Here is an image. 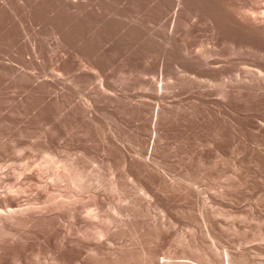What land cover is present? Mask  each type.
<instances>
[{
    "label": "rangeland",
    "instance_id": "1",
    "mask_svg": "<svg viewBox=\"0 0 264 264\" xmlns=\"http://www.w3.org/2000/svg\"><path fill=\"white\" fill-rule=\"evenodd\" d=\"M0 1L1 200L16 189H24L19 195V208L44 207L47 205L45 193L48 191L55 199L54 203L71 200L67 194L73 190L67 192L65 182H60V185L57 181L53 182L55 167L52 163L55 156L63 163L65 160L69 162L70 159H77L78 163L84 164L85 170H89L86 172L93 179V187L70 192L74 198L80 195L85 202L100 191L98 194L106 201H103L102 214L108 218L120 217L125 220L128 214V218H132V215L140 211L131 222L132 228L126 227L120 231L118 244L132 245L136 250L139 247H135V242L137 244L138 238L142 237L143 245L149 253L172 252L179 258V262L190 260L191 264H222V257L218 255L226 257L228 254L233 264H264V92L253 88H244V91L242 88L235 95L226 98L221 96V91L225 88L230 90V82H237L235 79H238V74L243 76L244 68L252 62V55H245L246 52L241 51L242 42L235 41L233 33H230L232 24L229 26L228 21L220 19L222 29L215 30L203 16L198 27L188 32L181 24V40L170 44L161 35L171 30L172 22L165 23V16L160 22L156 12H162V0H128L130 9L126 6V14L122 9L127 0H113L118 2L116 6L120 4V7H114L112 2L109 4L115 13L139 16L141 22L128 30L123 29L124 22L119 19L124 17L119 18L120 14L118 20L94 21L90 13L86 12L83 23L75 7L77 4H73L77 0ZM173 1L164 0L171 8L167 12L171 15L177 6H174L176 1ZM252 1L237 2H248V6L256 11L264 5V0ZM227 2L230 5L236 0H230V4ZM135 9L141 11V17ZM168 14L169 18L171 15ZM141 18L144 19V25ZM153 22H157V25ZM141 23L146 28H139ZM223 25L226 29H223ZM152 26L160 34L154 32ZM189 44L195 50L203 46L205 50L217 51L221 60H232V64L223 63V70L215 74L217 80L214 88V84L208 82L212 79L209 74L199 76L190 70L187 72L186 65L179 61L182 51ZM87 63L94 68H86L84 65ZM178 63H181V68ZM233 75L236 77L233 78ZM58 77L61 80H55ZM222 82L227 83L225 87H219ZM52 85L54 89L50 88ZM200 87L208 89L202 90ZM103 91L106 95H113L112 100L116 99V103L112 105L109 99V103L104 101ZM102 95L104 97L101 99ZM120 98L124 102L133 100L129 101L132 105L138 101L136 105L140 109H136V105L130 106L129 102L125 105ZM81 99L96 105L98 112L94 119L89 115L88 118L87 113L85 115L86 111L79 103ZM157 108L164 111L159 129H162L166 138L156 155L161 162L163 160L171 175L182 178L184 184L171 189L166 183H161L162 179L158 180L159 175L150 173L151 177L154 176L150 179L156 178L164 191L162 201L153 203V206L157 204L160 208L148 209V201L139 199L137 206L133 205V211H130V196L135 193L140 198V194L137 195L139 192L134 191V186L131 188L132 183L127 181L126 175L131 174L137 183L145 186L150 183L149 177L138 175L139 164L124 167L123 153L120 154L122 151L118 145L112 144L109 132L112 131L121 139L124 138V142L133 145L129 149L130 146L126 144L130 154L142 141L137 149L145 150L149 137L138 139L137 132L140 129L143 131L144 126L148 128L152 110ZM95 118L97 121H92ZM50 163L52 166H49ZM94 173H98L99 177ZM114 177L120 179L118 181L124 187L123 192L119 190L116 195L113 190L111 194L109 188ZM51 182L56 183V186ZM94 183L100 184L101 188H97ZM105 188L108 191L110 189V193ZM70 193L68 196H71ZM125 193L130 195L126 196ZM117 199L120 202L116 203ZM132 199L137 198L132 196ZM113 206L122 208L123 215L115 216L116 208ZM203 210L206 212L205 219L200 214ZM55 214L57 218L41 222L37 228L35 225L20 224L6 229L8 233L6 230L0 231V246L3 248L0 247V264H77L83 249H69L63 247L62 243L69 231L72 238H77L76 230L84 227L89 220L85 218L84 212L75 221L71 220L66 211L52 215ZM162 222L168 230L157 228ZM109 227L111 232L117 229L116 225ZM185 253L189 258H183ZM138 258L137 255L134 264H142L141 258L140 261ZM95 263L111 264L103 256L91 262Z\"/></svg>",
    "mask_w": 264,
    "mask_h": 264
},
{
    "label": "bare ground",
    "instance_id": "2",
    "mask_svg": "<svg viewBox=\"0 0 264 264\" xmlns=\"http://www.w3.org/2000/svg\"><path fill=\"white\" fill-rule=\"evenodd\" d=\"M3 1V0H2ZM113 0H77V3H73L74 5L77 4V6L75 5V7L78 8V14H79V19L83 21V23H85V13L86 12H89L92 19L94 21H104V20H113V19H119L121 16L124 17V19L120 18L119 20H122L124 23H122V26L124 24V28L123 29H131L132 26L134 25H138L140 21V18L139 16H136L135 15H124L126 14L127 12L125 11L126 9V6H128V0L126 1V4H124L123 6V9L121 7L122 10H124V14L120 15L118 13H115L114 9H110L111 6L115 5V4H118L115 3V2H112ZM115 1V0H114ZM124 0L122 2H125ZM154 1V0H153ZM152 1V2H153ZM167 1V0H165ZM175 5L173 2H175ZM227 1H229V4H230V0H174L172 3V5L176 6L175 9H174V13L171 15V14H168L169 10L171 9L169 6H168V2H164V0H162V6L161 5V2L158 1L160 3V5H157L160 6L162 12H158V16L159 17V20L160 22L162 21L163 19V16H165L164 20H165V23H168V22H172V28L170 31H165L164 33V37L161 35L162 38L166 39V40H169V43L170 44H176L179 42V34L182 33L181 32V26L184 25L185 27V30L186 32H188L189 30H193L195 29L196 27H198L199 25V20L205 16L207 18V22L210 23V25L213 26V28L216 30V29H222V26H221V21H219L220 19L223 20V21H228L229 23V26L230 24L231 25V30L229 29L230 33L232 32L233 33V37L232 39H234L235 41H241L242 42V47H241V51L244 50L245 55H252L251 57V60L252 62L249 63L248 66L246 68H244L245 70V73L243 76L239 75L238 73V79L236 78L235 80L237 82L233 83L230 82L228 84L231 85V89H223L221 91V96L222 97H228L229 95H235L236 93L239 92V90H244V88H253V89H257L259 92L263 91L264 92V5L261 6L259 9L257 8V11L256 10H253L251 9V6L249 7L247 4L248 2L246 3H240V2H237V1H240V0H236V2H234L233 4H230L228 5ZM234 1V0H233ZM242 1V0H241ZM246 1V0H245ZM248 1V0H247ZM250 1V0H249ZM252 1V0H251ZM255 1V0H254ZM258 2L261 1V0H257ZM256 1V2H257ZM1 2V1H0ZM76 2V0L74 1ZM112 4L111 6L109 4ZM122 2H119V3H122ZM147 2V1H146ZM151 2V1H150ZM155 2V1H154ZM153 2V3H154ZM232 2V1H231ZM244 2V1H243ZM253 2V1H252ZM251 2V3H252ZM254 2V3H256ZM263 2V1H262ZM250 3V2H249ZM253 3V4H254ZM122 4V5H123ZM109 5V6H107ZM152 5V4H151ZM155 5V4H154ZM156 5V6H157ZM170 5V4H169ZM262 5V4H261ZM112 6V7H113ZM118 6V5H117ZM116 5L114 7H117ZM171 6V5H170ZM120 7V4L119 6ZM149 7V6H148ZM147 7V9H148ZM154 7V6H153ZM172 7V6H171ZM151 8V7H150ZM156 8V7H155ZM154 8V9H155ZM1 9V8H0ZM119 9V8H118ZM130 9V7H129ZM153 9V10H154ZM77 10V9H76ZM127 10V9H126ZM133 10V9H132ZM136 10V9H135ZM134 10V11H135ZM137 11V10H136ZM172 11V10H171ZM1 12V11H0ZM119 12V11H117ZM123 12V11H122ZM141 12V11H140ZM140 12H136V13H140ZM168 12V13H167ZM151 13V12H150ZM162 16L161 19H160V15ZM167 14L168 15H171L169 16V18L167 17ZM118 15H119V18H118ZM144 15V14H142ZM140 17H141V13H140ZM126 18V19H125ZM151 18V17H150ZM146 19V18H145ZM152 19V18H151ZM142 23H143V20L142 19ZM147 20V19H146ZM153 20V19H152ZM151 20V21H152ZM157 20V19H156ZM121 21V22H122ZM148 21V20H147ZM158 21V20H157ZM81 22V21H80ZM82 23V22H81ZM82 23V24H83ZM99 23V22H98ZM142 23H141V27L139 26V28H143L144 26H142ZM149 23V22H148ZM155 22H153L154 24ZM157 23V22H156ZM155 23V25H157ZM163 23V24H165ZM204 23V22H203ZM100 24V23H99ZM145 23H143L144 25ZM151 24V25H153ZM171 24L170 26H168L169 28L171 27ZM182 24V25H181ZM223 24V23H222ZM227 24V25H228ZM140 25V24H139ZM160 25V23H159ZM147 26V25H146ZM166 26V24L164 25ZM163 26V27H164ZM85 27V26H84ZM153 27V28H152ZM150 27V29L152 28V30L154 31V27L155 26H152ZM158 27V26H156ZM225 27L226 24H225ZM223 25V29H226ZM122 28V27H121ZM132 28H135V27H132ZM138 28V27H137ZM146 28V27H144ZM148 28V27H147ZM167 28V27H166ZM168 29V28H167ZM141 30V29H140ZM161 30V28L159 29ZM165 29L163 28V31ZM188 30V31H187ZM149 31V30H148ZM146 32L147 34H149V32ZM152 33L154 34V31ZM162 31V30H161ZM160 31V32H161ZM228 31V30H227ZM122 32V31H121ZM158 32V31H157ZM213 32V30H212ZM219 32V31H218ZM226 32V30H225ZM144 33V32H143ZM150 32V34H152ZM159 33V32H158ZM152 34V35H153ZM160 34V33H159ZM216 34V33H215ZM218 35V34H217ZM221 35V34H220ZM147 36H151V35H147ZM156 36H157V33H156ZM215 36V35H214ZM152 37V36H151ZM155 37V35H154ZM181 37V35H180ZM219 38V36H216ZM221 37V36H220ZM159 38V37H158ZM190 38V37H189ZM147 39V38H146ZM157 39V38H156ZM160 39V38H159ZM214 39V38H213ZM221 39V38H220ZM148 40V39H147ZM152 40V38L150 39ZM148 40V41H150ZM155 40V39H153ZM216 40V39H215ZM214 40V41H215ZM159 41V40H158ZM187 41V40H186ZM184 41V42H186ZM162 42V41H160ZM164 42V41H163ZM230 42V41H229ZM228 42V43H229ZM234 42V41H233ZM233 42L230 44L232 45ZM151 43V42H149ZM148 43V44H149ZM165 43V42H164ZM222 43V42H221ZM167 43H165L166 45ZM223 44V43H222ZM237 44V43H235ZM147 45V44H146ZM162 45V44H160ZM167 46V45H166ZM172 46V45H170ZM175 46V45H174ZM225 46V45H224ZM234 46V45H233ZM147 47V46H146ZM150 47V46H148ZM147 47V48H148ZM183 47V46H182ZM146 48V49H147ZM165 48V47H164ZM173 49V48H172ZM182 49V48H180ZM150 51V48L148 49ZM166 50V49H165ZM176 51V49H174ZM173 50V51H174ZM237 50V49H236ZM172 51V52H173ZM148 52V51H147ZM162 52V51H161ZM168 52V51H167ZM170 52V51H169ZM168 52V53H169ZM239 52V51H238ZM167 53V54H168ZM237 53V51H236ZM235 53V54H236ZM166 54V55H167ZM173 54V53H172ZM175 54H177L175 52ZM179 54V53H178ZM222 54V53H221ZM232 54V53H231ZM234 55V54H233ZM232 55V56H233ZM238 55V54H236ZM235 56V55H234ZM249 56H248V59H249ZM226 57V55H225ZM229 57V56H228ZM231 57V55H230ZM236 57V56H235ZM234 57V58H235ZM181 59L179 61H182L186 67H187V72L190 70L192 73H196L198 74L199 76H203V74H209V76L212 78L211 80H209V84H214L213 85V88L215 87V82H216V78H215V74H218L220 71L223 70V68L225 66H223L225 63H228V64H232V60H221V55L220 53H218L217 51H211V50H205L203 48V46H201L199 49H196L192 47L191 44H189L188 46H185V50L184 52L182 51V54H181ZM149 59V58H148ZM174 59V58H173ZM231 59V58H230ZM245 59V58H244ZM165 60V59H164ZM164 60L162 61V67L164 68V65H165V62ZM176 60V59H175ZM250 60V59H249ZM174 61V60H173ZM238 61V60H237ZM169 62V61H168ZM178 62V61H177ZM176 62V63H177ZM243 62V61H242ZM245 62V61H244ZM224 63V64H223ZM234 63V62H233ZM240 63V62H239ZM89 64V66H87ZM173 64H175V62H173ZM179 64L181 65V63H178V66ZM86 68H90V69H93L94 66L90 63H87L86 65H84ZM167 66V64H166ZM176 65H174V68ZM180 67V66H179ZM181 68V67H180ZM179 69V68H178ZM181 69H179L180 71ZM1 71H2V68L0 66V74H1ZM15 70H13L14 72ZM164 71V70H163ZM178 71V72H179ZM243 71V70H242ZM17 72V71H16ZM169 72V71H168ZM223 73V72H222ZM162 74V73H161ZM236 74V73H235ZM164 75V73H163ZM167 75V74H166ZM223 75V74H222ZM177 76H179V73H177ZM194 76V74H193ZM192 76V77H193ZM198 76V77H199ZM171 77V76H170ZM184 77V76H183ZM236 77L233 75V78ZM59 78V79H58ZM57 79L55 78V80H61L60 77H58ZM172 78V77H171ZM191 77H189L190 79ZM197 78V77H196ZM199 78H202V77H199ZM221 78V77H220ZM223 78V77H222ZM230 80H232L231 78H229ZM185 80V79H184ZM200 79H196V81H198ZM203 80V78H202ZM201 82L203 83L204 81ZM205 80V79H204ZM224 80H226L224 78ZM188 81V80H187ZM195 81V82H196ZM207 81V80H205ZM219 81V80H218ZM222 81V80H221ZM53 82V81H52ZM51 82V83H52ZM58 82V81H57ZM54 83L55 85L57 84ZM60 82V81H59ZM227 82V81H226ZM226 82H222L221 85L219 87H221L222 85H224V87L226 86ZM200 83V84H202ZM206 83V82H205ZM53 84V83H52ZM208 84V85H209ZM53 86V85H52ZM210 86V85H209ZM56 87V86H55ZM169 87V86H167ZM50 88L54 89V86ZM201 88V87H200ZM229 88V87H228ZM202 89V88H201ZM204 89V87H203ZM202 89V90H203ZM205 89H208V88H205ZM204 89V90H205ZM209 89L212 90V88L210 87ZM219 89V88H218ZM164 90V89H163ZM201 90V91H202ZM256 91V94L258 95V92ZM56 91V90H55ZM245 91V90H244ZM252 91V90H251ZM254 91V92H255ZM57 92V91H56ZM210 92V91H209ZM207 93V92H206ZM219 93V91H218ZM57 94V93H56ZM103 94L105 95V99L104 101L107 102V99L109 100H112L114 99L113 95L110 96V95H106L107 93H105L103 91ZM203 94V92L201 93ZM219 95V94H218ZM239 95V94H238ZM263 94H261L262 96ZM205 96V95H204ZM104 96L102 95V97H100L101 99L103 98ZM113 97V98H112ZM118 97V98H117ZM115 98H117L119 100V96H117ZM221 97V98H222ZM231 97V96H230ZM229 97V98H230ZM99 98V99H100ZM123 98V97H121ZM120 98V99H121ZM127 98V97H125ZM100 99V100H101ZM235 99V98H234ZM116 100V99H115ZM115 100H112V102H110L111 104L112 103H116ZM123 100H125L123 98ZM121 99V101H123ZM127 100V99H126ZM103 100H101L102 102ZM103 101V102H104ZM115 101V102H114ZM129 101H133V100H128L125 103H128ZM118 102V101H117ZM138 102V101H137ZM135 102L133 105H136ZM78 103V102H77ZM79 103L81 104V106L85 109L86 113H87V117L88 115L90 116V118L92 117H95L97 116V112L98 110L96 109V105L92 102V101H79ZM78 103V104H79ZM109 103V102H107ZM131 102H129L128 104H130ZM133 103V102H132ZM141 103V102H139ZM138 103V104H139ZM143 103V102H142ZM141 103V104H142ZM113 105V104H112ZM111 105V106H112ZM126 105V104H125ZM132 104H130L131 106ZM132 105V106H133ZM140 105V104H139ZM129 106V105H127ZM139 107V106H138ZM143 108V107H142ZM136 109L137 108V105H136ZM140 109V108H139ZM138 109V110H139ZM137 110V111H138ZM84 111V110H83ZM142 111V109H141ZM139 112V111H138ZM164 113L163 110H160L159 108L157 109H153L152 110V119L150 121V125L148 126H144L142 127V129L144 128V130L142 131L140 129L138 133V139L142 138V137H145V136H148L149 137V142L147 144V147L145 150L141 149L142 147H140L141 150L137 149L139 147V145L141 146V144H139L138 146L136 147L135 150H133L131 153L133 154H130L126 148V144L127 142H124V138L121 139L119 135L113 133L111 130V132H109V134L111 133V138H112V144L115 146L118 145V149H120L121 153H123V158H124V167L126 166H134L135 164H139L138 166V175L139 176H142L143 178H146V177H149V185L148 186H145L141 183H137V179L135 181V179L132 177L131 174H127L126 175V179L127 181H130V184L132 183V186L131 188L134 186V191H137L140 194V198H138V196H135L134 194L132 196H134L135 198H137L136 200L135 199H132V196H130L129 200H130V203L132 204L130 208V211H133L131 210L133 207V205L137 206V201L139 199H142L145 200V201H148V209H151L152 207H154L155 209H159V205L155 204L153 206V203H156L157 201H162L161 197L164 196V191L161 189V184L160 183H157V179L154 178V179H150L151 175L150 173H155L157 175H159V178L158 180L161 181L160 179H162L161 183L162 184H165L166 183V186L170 187L171 189H174L177 185H180L181 184H184L182 183L183 180L182 178L180 177H175V176H172L171 175V172L165 167L164 165V162L162 160V162L158 159V156L156 155V152L158 150V148H160L161 144L163 143L164 141V138H166L165 134L163 133L162 129H159V124L161 122V116L162 114ZM141 115V114H140ZM143 115V114H142ZM89 118V117H88ZM91 118V119H92ZM94 119V118H93ZM140 119H143V118H140ZM92 121H97V119L95 118V120H92ZM143 122V121H142ZM137 133H136V136H137ZM109 140V139H108ZM107 140V141H108ZM143 140V138H142ZM111 142V141H110ZM140 142V140H139ZM138 142V143H139ZM110 144V143H109ZM128 146H130L129 144H127ZM133 146V145H132ZM129 147V149H131V147ZM135 147H133L134 149ZM50 152V151H49ZM220 152V151H219ZM53 153V152H52ZM51 154V153H50ZM54 154V153H53ZM53 154L51 156H53ZM49 156V155H47ZM58 156V155H57ZM50 157V156H49ZM56 157V156H55ZM54 158V164L52 163V165H54L55 167V170H54V167L52 168V170L55 171V173L53 172V182L57 181L56 183L60 185L61 183L60 182H65L67 184V192H69V189L70 190H73V191H70V192H74V191H83L85 188H89V187H93L91 186L93 184V179L90 177L89 178V174L87 175V172L85 170V167H83L84 164H82L81 162L78 163L79 161H77V159H74V161L76 160V162L72 161L73 159H70V161L68 162L67 160L63 162H61V157H59L60 161L57 160V157ZM220 157V156H219ZM47 159V158H46ZM52 159V157H51ZM66 159V158H65ZM48 160V159H47ZM46 160V162H47ZM53 160V159H52ZM69 160V159H68ZM80 160V159H79ZM63 161V160H62ZM67 161V163H65ZM72 161V162H71ZM49 162V161H48ZM47 162V163H48ZM51 162V160H50ZM53 162V161H52ZM82 164V165H80ZM51 165V163L49 164V166ZM51 165V166H52ZM56 165V166H55ZM111 168V167H110ZM93 170V169H92ZM100 170V168H99ZM98 170V171H99ZM89 171V170H87ZM50 172V171H49ZM92 172V171H91ZM94 172V171H93ZM95 172H97V170H95ZM100 172V171H99ZM18 174V173H16ZM21 174V173H20ZM52 174V172H51ZM93 174V173H91ZM90 174V175H91ZM98 173H94V175L97 176ZM126 174V173H125ZM100 175H102L100 173ZM19 176V175H18ZM52 176V175H50ZM93 176V175H92ZM95 176V177H96ZM113 176V175H112ZM38 177V176H37ZM99 177V175L97 176ZM154 176H152L151 178H153ZM156 177V176H155ZM161 177V178H160ZM101 178V177H100ZM115 178V179H114ZM112 180V182L110 183L111 185L109 186V184H107V186H109V188L111 189V192L112 190L115 191V195L117 192H119V190L122 191V188H124L123 186L120 185V182L121 181L120 179H116L117 177H114ZM123 178V177H122ZM125 178V177H124ZM139 178V177H138ZM2 179V178H0ZM5 179V178H4ZM99 179V178H98ZM97 179V181H98ZM129 179V180H128ZM156 179V180H155ZM92 180V182H91ZM100 180V179H99ZM1 181V180H0ZM4 181V180H3ZM94 182H95V179H94ZM99 182V181H98ZM97 182V183H98ZM1 183V182H0ZM3 183V182H2ZM52 183V182H51ZM56 183H52V184H55L53 186H56ZM96 183V184H97ZM122 183V182H121ZM125 183V182H124ZM50 184V182H49ZM95 184V183H94ZM95 184V185H96ZM105 184V183H104ZM190 184V183H189ZM188 184V185H189ZM1 185V184H0ZM47 185V184H46ZM45 185V186H46ZM100 184H97V188L101 186H99ZM124 185V184H123ZM41 186V185H39ZM50 186V185H48ZM52 186V185H51ZM63 186V185H62ZM61 186V187H62ZM128 186V185H127ZM191 186V185H189ZM11 187V186H10ZM60 187V186H59ZM105 187V185H104ZM1 188V187H0ZM5 188V187H4ZM9 188V187H8ZM14 188V187H12ZM46 188V187H45ZM87 188V189H88ZM95 188V187H94ZM103 188V187H102ZM108 188V187H107ZM7 189V188H5ZM44 189V188H43ZM42 189V190H43ZM96 189V188H95ZM110 189L109 191L106 190V188L104 190L108 191L110 193ZM24 190V189H23ZM22 189H16L15 191L11 190V194H6V195H9L7 197H3L4 199L0 201V231L2 232L3 230H6V229H10V227L14 226V225H20V224H24V225H32V226H36L39 227L40 223L44 222L46 223L49 219L50 221L52 220L51 218L55 217L57 218L58 217V213L55 214V215H52L56 212H59L61 213L62 211H66V213H68L72 218L71 220L75 219L77 220L78 218L82 217L81 214H84L86 215L85 218L87 220H89L88 222L89 223H86L84 227H82L81 229H79L78 231L76 230V236L77 238H72L71 236V232L69 231L67 234L66 237H64L65 239L63 240V247H74V248H81V250L83 249L84 252L81 253V256H79V258L77 259V264H91V262H95L98 260L99 256H103L105 257V259H107L108 261H110L111 264H134V260H136V257L137 255L141 258H138V260L140 261V263L142 264H191L189 261L190 260H186V261H178V257L175 255V254H172V252H167L165 254H161L160 252H150L147 251L143 245V238L140 236V234H137L139 237H141L140 239L138 238V241H137V244L135 242V247L137 248V246L139 247L138 249L134 250V247L131 245H126V244H118L117 243V239L118 237H120V231L126 229V227H131L133 226V224L131 222H133V220H135V218H137L138 215L135 216V214H138L139 212L135 213L134 212H131L130 217L132 218H128L129 217V214H128V217L125 219V220H122V219H117L116 218H108L107 216L105 217L102 211V207H103V204L104 202H106L105 200L102 199V196L100 194H98L100 191V189L98 190L99 192L97 194H94L92 197H88V201H85L83 200V198L78 197L75 195V197L77 198H74V196H72L73 193H70L71 196H68L67 194V197L70 198L71 200L69 201H60V202H57V203H54V198L53 196L51 195V193H49V191L47 193H45V197H46V203L47 205H45L44 207L41 206V208L39 207H25V208H19L20 206L17 205L18 204V200H19V195L22 194L24 191ZM46 190V189H45ZM44 190V191H45ZM66 190V189H65ZM86 190V189H85ZM89 190V189H88ZM91 190V189H90ZM125 190V189H124ZM127 190V189H126ZM125 190V191H126ZM9 193H10V190H8ZM103 191V190H102ZM7 192V191H6ZM5 192V193H6ZM88 192V191H87ZM91 192V191H90ZM94 192V191H93ZM120 192V193H121ZM128 192V191H127ZM79 193V192H78ZM81 194V193H79ZM113 194V192L111 193ZM123 194V193H122ZM3 196V194H1ZM74 195V194H73ZM121 195V194H120ZM118 195V197L120 196ZM125 195H130L128 193H125ZM124 195V196H125ZM66 196V195H65ZM123 195H121L122 197ZM125 196V198H127ZM120 197V198H121ZM67 198V199H68ZM119 198V199H120ZM124 198V197H122ZM127 198V199H128ZM125 200V199H123ZM104 201V202H103ZM121 201V199H120ZM118 199H117V202H120ZM128 200H125V202H127ZM56 202V201H55ZM124 203V202H123ZM34 204V203H32ZM128 204V203H127ZM140 204V203H139ZM116 205V204H115ZM118 205V204H117ZM19 206V207H18ZM37 206V205H35ZM119 206V205H118ZM139 206V205H138ZM105 207V206H104ZM116 208L114 209L115 213L113 212V214L116 216H121L123 215L122 213H124V210H122V208H119V207H116V206H113V208ZM121 207V206H120ZM111 208V209H113ZM119 208V209H118ZM136 208V207H134ZM139 208V207H138ZM141 208V207H140ZM105 209V208H103ZM125 209V208H124ZM137 209V208H136ZM135 209V210H136ZM140 210V209H138ZM68 211V212H67ZM108 211V210H107ZM126 211V210H125ZM105 212V210H104ZM163 210L161 211V214H162ZM111 213H112V210H111ZM106 214V213H105ZM126 214V212H125ZM124 214V215H125ZM201 216L203 219L206 218V212L203 210L201 211ZM107 215V214H106ZM127 216V215H125ZM124 216V217H125ZM84 217V216H83ZM111 217V216H110ZM114 217V216H112ZM54 218V219H55ZM85 218H83L85 220ZM134 218V219H133ZM53 219V220H54ZM82 219V218H81ZM132 219V221H131ZM139 219V217H138ZM137 220V219H136ZM48 221V222H50ZM170 223L172 224V222L170 221ZM50 224V223H49ZM42 225V224H41ZM44 226H46V224H43ZM110 225H116L117 226V229L115 232H111V228L109 227ZM34 226V227H35ZM42 227V226H40ZM166 224H164L162 222V224L160 226H158L157 228L158 229H162V230H168L166 228ZM142 230V229H141ZM7 231V230H6ZM6 231H4L6 233ZM128 231V230H127ZM125 231V232H127ZM137 232V231H136ZM8 233V231H7ZM140 233V232H139ZM142 233V231H141ZM127 234V233H125ZM7 235V234H5ZM122 235V234H121ZM136 235V236H137ZM142 235V234H141ZM75 236V237H76ZM123 236V235H122ZM137 236V237H138ZM8 238V237H6ZM67 238V239H66ZM136 238V237H135ZM3 240V239H2ZM9 239H7L8 241ZM137 240V238H136ZM135 240V241H136ZM187 240V239H186ZM4 241V240H3ZM88 243V244H87ZM187 243V242H186ZM1 244V243H0ZM7 244V243H6ZM5 245V244H4ZM137 245V246H136ZM2 246V245H1ZM0 246V247H1ZM6 247V245L4 246ZM189 247V246H188ZM190 247H191V244H190ZM2 248V247H1ZM0 248V250H1ZM133 248V249H132ZM3 249V248H2ZM70 249V248H69ZM68 249V250H69ZM78 249V250H79ZM80 250V251H81ZM138 250V251H137ZM70 251V250H69ZM73 251V250H72ZM190 251V249H189ZM79 252V251H78ZM186 252V251H184ZM3 253V252H2ZM187 253H188V250H187ZM79 254V253H78ZM184 254V253H183ZM189 254V253H188ZM2 255V254H1ZM187 254L185 253V256L183 258H189L188 256H186ZM218 257H222V264H233V260H232V257H230L228 254L226 255V257L224 258L223 256H219ZM17 261V260H16ZM20 264V263H19ZM96 264V263H95Z\"/></svg>",
    "mask_w": 264,
    "mask_h": 264
}]
</instances>
